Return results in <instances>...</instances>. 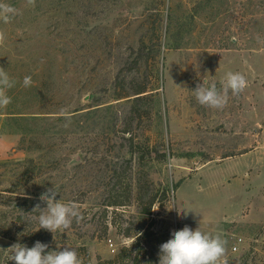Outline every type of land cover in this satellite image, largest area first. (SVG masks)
<instances>
[{
  "label": "rangeland",
  "instance_id": "obj_1",
  "mask_svg": "<svg viewBox=\"0 0 264 264\" xmlns=\"http://www.w3.org/2000/svg\"><path fill=\"white\" fill-rule=\"evenodd\" d=\"M4 2L18 14L0 20V67L17 83L0 110V264L36 241L159 264L185 226L226 240L228 264H264V0ZM229 71L247 88L200 105L196 86ZM53 186L85 217L55 233L33 212Z\"/></svg>",
  "mask_w": 264,
  "mask_h": 264
},
{
  "label": "clouds",
  "instance_id": "obj_2",
  "mask_svg": "<svg viewBox=\"0 0 264 264\" xmlns=\"http://www.w3.org/2000/svg\"><path fill=\"white\" fill-rule=\"evenodd\" d=\"M28 5H35V0H27ZM18 14V9L0 0V20L5 24ZM6 41V33L0 30V46ZM17 81L10 77L7 70L0 67V110H5L12 103L8 91L16 86ZM31 76L23 78V86L30 87ZM248 86L246 77L239 72L229 71L225 74L221 88L215 83L208 85L205 80L198 84L193 91L200 105L212 109H223L228 100V93L239 95ZM58 192L54 186L49 188L40 197L46 203L44 209L37 204L33 212L39 210V229L52 233L61 229H69L73 222L80 224L85 219L80 206L75 202L64 203L57 200ZM142 235L137 233L136 237ZM172 238L160 245L159 264H228L226 256L227 241L219 234L202 232L200 227L192 230L188 226L173 231ZM48 245L36 241L34 246L28 247L19 242L6 249L9 261L15 264H83L79 253L75 249L64 247L62 250L47 251Z\"/></svg>",
  "mask_w": 264,
  "mask_h": 264
},
{
  "label": "trees",
  "instance_id": "obj_3",
  "mask_svg": "<svg viewBox=\"0 0 264 264\" xmlns=\"http://www.w3.org/2000/svg\"><path fill=\"white\" fill-rule=\"evenodd\" d=\"M147 91L146 87H141L139 88L136 92H135V96L133 97V101L135 102H139L142 98H143V93H145ZM154 200H152L153 203ZM150 209V208H149ZM150 211V210H149Z\"/></svg>",
  "mask_w": 264,
  "mask_h": 264
},
{
  "label": "built area",
  "instance_id": "obj_4",
  "mask_svg": "<svg viewBox=\"0 0 264 264\" xmlns=\"http://www.w3.org/2000/svg\"><path fill=\"white\" fill-rule=\"evenodd\" d=\"M263 138H264V133H263ZM236 248H237V246L235 245V246H234V249H236Z\"/></svg>",
  "mask_w": 264,
  "mask_h": 264
}]
</instances>
